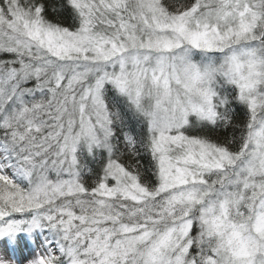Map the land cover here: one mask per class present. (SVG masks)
<instances>
[{"label":"snow or ice","instance_id":"obj_1","mask_svg":"<svg viewBox=\"0 0 264 264\" xmlns=\"http://www.w3.org/2000/svg\"><path fill=\"white\" fill-rule=\"evenodd\" d=\"M0 264H264V0H0Z\"/></svg>","mask_w":264,"mask_h":264}]
</instances>
